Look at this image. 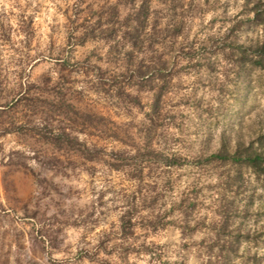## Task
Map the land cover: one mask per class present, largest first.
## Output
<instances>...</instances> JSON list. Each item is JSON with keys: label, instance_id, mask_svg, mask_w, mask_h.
<instances>
[{"label": "rangeland", "instance_id": "rangeland-1", "mask_svg": "<svg viewBox=\"0 0 264 264\" xmlns=\"http://www.w3.org/2000/svg\"><path fill=\"white\" fill-rule=\"evenodd\" d=\"M264 0H0V264H264Z\"/></svg>", "mask_w": 264, "mask_h": 264}, {"label": "trees", "instance_id": "trees-1", "mask_svg": "<svg viewBox=\"0 0 264 264\" xmlns=\"http://www.w3.org/2000/svg\"><path fill=\"white\" fill-rule=\"evenodd\" d=\"M256 57L261 66H264V42L258 47L256 51ZM245 162L253 168H259L264 165V153L263 155H256L253 157H247L244 159Z\"/></svg>", "mask_w": 264, "mask_h": 264}]
</instances>
